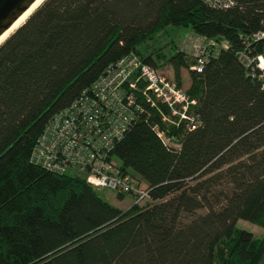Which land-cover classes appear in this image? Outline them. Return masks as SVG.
<instances>
[{
	"label": "trees",
	"instance_id": "16d2710c",
	"mask_svg": "<svg viewBox=\"0 0 264 264\" xmlns=\"http://www.w3.org/2000/svg\"><path fill=\"white\" fill-rule=\"evenodd\" d=\"M233 1L219 9L202 0H43L0 43V264L261 260L264 232L255 238L236 223L264 229V90L239 58L264 53V40H251L264 30V0ZM170 25L218 47L200 72L177 50L168 57L178 87L189 67L184 91L198 120L168 128L178 147L154 129L167 108L138 98L142 111L113 148L149 205H111L82 177L30 160L48 119L110 63L134 52L158 68L139 46Z\"/></svg>",
	"mask_w": 264,
	"mask_h": 264
},
{
	"label": "built area",
	"instance_id": "2783aa9c",
	"mask_svg": "<svg viewBox=\"0 0 264 264\" xmlns=\"http://www.w3.org/2000/svg\"><path fill=\"white\" fill-rule=\"evenodd\" d=\"M202 1L219 9L234 4L233 0ZM251 40L263 41L264 30L254 33ZM217 47L214 40H205L190 69L200 72ZM239 58L250 67L264 90V53L249 55L243 51ZM138 98L167 108L168 114L160 112L163 127H154L165 145L179 146L178 139L167 134L170 126L177 127L183 121L191 129L198 122L189 112L194 100L172 78L132 52L110 63L70 106L48 119L35 140L30 160L53 173L82 177L93 188H107L117 196L128 194L133 204L141 205L150 199L148 189L138 178L121 171L112 153L116 142L142 111Z\"/></svg>",
	"mask_w": 264,
	"mask_h": 264
},
{
	"label": "rangeland",
	"instance_id": "374dc122",
	"mask_svg": "<svg viewBox=\"0 0 264 264\" xmlns=\"http://www.w3.org/2000/svg\"><path fill=\"white\" fill-rule=\"evenodd\" d=\"M203 42V38L194 34L191 30L170 25L166 26L164 30L156 33L151 39L144 41L139 46V49L144 48L145 54H151V56H153L158 69L164 76L174 79L172 65L169 63L168 57L177 50L184 55V58L188 62H191L195 59L199 46L202 45ZM222 44L226 43L222 42ZM192 63H189V65H192ZM189 85V67H184L181 69L180 88L186 90ZM95 190L101 199L111 205L122 209L128 208L132 205V197L128 194L124 195L123 198H120L115 192L107 188H95ZM149 203L151 202L147 200L140 206H147ZM203 211L204 210H200L198 212ZM236 225L238 228L251 232L255 238H260L264 232V229L261 226L245 220H238Z\"/></svg>",
	"mask_w": 264,
	"mask_h": 264
},
{
	"label": "water",
	"instance_id": "95a60500",
	"mask_svg": "<svg viewBox=\"0 0 264 264\" xmlns=\"http://www.w3.org/2000/svg\"><path fill=\"white\" fill-rule=\"evenodd\" d=\"M36 0H0V35Z\"/></svg>",
	"mask_w": 264,
	"mask_h": 264
},
{
	"label": "bare ground",
	"instance_id": "6f19581e",
	"mask_svg": "<svg viewBox=\"0 0 264 264\" xmlns=\"http://www.w3.org/2000/svg\"><path fill=\"white\" fill-rule=\"evenodd\" d=\"M43 0H36L32 3L27 10L18 18L16 19L12 25L0 35V43L11 33L13 32L19 25H21L27 16L42 2Z\"/></svg>",
	"mask_w": 264,
	"mask_h": 264
},
{
	"label": "crops",
	"instance_id": "0c3cea01",
	"mask_svg": "<svg viewBox=\"0 0 264 264\" xmlns=\"http://www.w3.org/2000/svg\"><path fill=\"white\" fill-rule=\"evenodd\" d=\"M257 264H264V255H263V257L261 258V260Z\"/></svg>",
	"mask_w": 264,
	"mask_h": 264
}]
</instances>
